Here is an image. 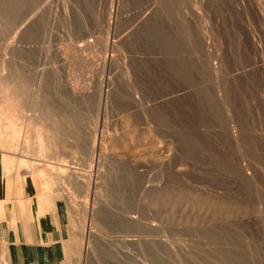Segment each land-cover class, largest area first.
Wrapping results in <instances>:
<instances>
[{
    "label": "rangeland",
    "instance_id": "obj_1",
    "mask_svg": "<svg viewBox=\"0 0 264 264\" xmlns=\"http://www.w3.org/2000/svg\"><path fill=\"white\" fill-rule=\"evenodd\" d=\"M0 151L63 264H264V0H0Z\"/></svg>",
    "mask_w": 264,
    "mask_h": 264
},
{
    "label": "crops",
    "instance_id": "obj_2",
    "mask_svg": "<svg viewBox=\"0 0 264 264\" xmlns=\"http://www.w3.org/2000/svg\"><path fill=\"white\" fill-rule=\"evenodd\" d=\"M5 157L0 151V256L10 264H63L66 206Z\"/></svg>",
    "mask_w": 264,
    "mask_h": 264
},
{
    "label": "bare ground",
    "instance_id": "obj_3",
    "mask_svg": "<svg viewBox=\"0 0 264 264\" xmlns=\"http://www.w3.org/2000/svg\"><path fill=\"white\" fill-rule=\"evenodd\" d=\"M14 100L16 101V99L14 98ZM10 105V104H9ZM19 118V117H18ZM36 118V117H35ZM42 118V117H41ZM20 119H21V117H20ZM39 119V118H38ZM50 119V118H49ZM42 120H44L43 118H42ZM40 122H41V120H39ZM42 123V122H41ZM52 124V123H51ZM35 125V124H34ZM36 126H38V128H37V132L39 131L38 129H39V126L40 125H36ZM42 126V125H41ZM48 126V125H47ZM20 128V127H19ZM28 128V127H27ZM34 129V128H33ZM45 129V128H44ZM22 130V129H21ZM42 130H43V128H42ZM46 130V129H45ZM45 130H43V131H45ZM19 132H20V130H19ZM29 132V131H28ZM40 132V131H39ZM14 133V132H13ZM18 134V133H17ZM38 135L40 136V134L38 133ZM28 140V139H27ZM42 148V147H41ZM39 149H40V146H39ZM43 149H44V147H43ZM45 150V149H44Z\"/></svg>",
    "mask_w": 264,
    "mask_h": 264
}]
</instances>
